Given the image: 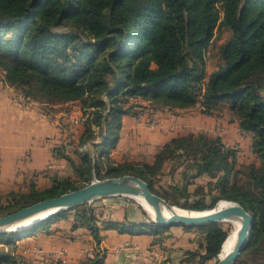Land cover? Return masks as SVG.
Returning <instances> with one entry per match:
<instances>
[{"label": "trees", "instance_id": "1", "mask_svg": "<svg viewBox=\"0 0 264 264\" xmlns=\"http://www.w3.org/2000/svg\"><path fill=\"white\" fill-rule=\"evenodd\" d=\"M222 28L231 37L221 45L218 63L208 75L207 51ZM0 73L28 104L79 101L89 111L79 144L100 149L95 161L88 154L77 165L64 147L54 150L76 172L91 174L94 164L100 179L137 176L153 193L187 210H211L221 200L236 202L255 218L246 250L264 243V0H0ZM136 98L157 108L198 106L209 116L230 104L240 130L252 137L260 165L239 167L234 146L200 133L173 139L153 164L108 161L101 176L103 158L117 146L122 119L133 111L131 99ZM98 132L103 141L94 143ZM169 164L170 174L180 172L182 183L160 194L154 186ZM204 176L210 181L191 190ZM72 182L55 177L44 190L32 185L28 193H0V217L87 185ZM82 206L87 205L30 229L1 232L0 264H34L14 253L17 243L49 230L70 212H75L73 229L87 228L100 244L97 208ZM143 216L148 220L138 215L131 221L127 213L124 222L110 220L105 227L159 236L171 227L155 224L145 211ZM176 225L205 228V253L185 251L187 264L216 259L229 235L220 224ZM103 258L96 255L83 264H104ZM236 264L245 263L240 258Z\"/></svg>", "mask_w": 264, "mask_h": 264}, {"label": "crops", "instance_id": "2", "mask_svg": "<svg viewBox=\"0 0 264 264\" xmlns=\"http://www.w3.org/2000/svg\"><path fill=\"white\" fill-rule=\"evenodd\" d=\"M4 83L0 85V173L4 169L5 176L9 178L8 183L12 181V184L26 186L27 189H22L23 193H28L32 185L40 190L50 188L58 172L56 169L49 170V166L53 162L60 164V167L68 163L54 153L55 149L64 147L65 150L67 144L64 133L40 105L31 108L20 106L13 98L12 87ZM131 103L135 107L123 117L119 141L111 151V158L115 163L153 164L156 156L173 139L204 133L209 137L220 138L227 147L239 144L242 149L238 158L239 167L260 165L253 152L252 137L240 130L230 104L221 106L220 111L209 116L203 114L198 106L188 109L157 108L150 101L141 98L131 99ZM82 130L79 135H82ZM114 198L101 211L96 209L103 236L100 244L87 228L73 229L75 217L68 214L65 219L53 223L49 230L40 231L41 233L37 231L20 240L15 251L34 264L40 261L58 264L50 253L52 245L56 244L68 248L70 262L83 264L87 260L82 252L94 250L96 255L104 257V264H137L131 257V251L126 250L127 247L138 246L143 251L155 247L165 255L166 262L163 264H187L183 260L186 257L185 251L197 249V231L175 225L159 236L106 229V222H124L127 213L131 221L140 216L136 208L129 209L128 204L124 205ZM204 253L205 251L201 252ZM140 259L150 262L148 255L142 254Z\"/></svg>", "mask_w": 264, "mask_h": 264}, {"label": "water", "instance_id": "3", "mask_svg": "<svg viewBox=\"0 0 264 264\" xmlns=\"http://www.w3.org/2000/svg\"><path fill=\"white\" fill-rule=\"evenodd\" d=\"M142 197L152 207L154 215L152 221L160 226H174L182 224L188 227L205 226L226 223L233 219H241L242 226L237 235L234 250L227 256L220 258L217 264H236L246 250L253 234L254 216L240 204L226 201L229 205L219 209L218 204L211 210L183 212L184 209L170 204L166 199L153 193L147 182L134 175H123L106 179H95L86 186L64 193L56 198L43 200L28 207L21 208L11 214L0 217V233L22 231L51 219L55 215L69 209L92 203L99 199L113 197ZM50 213L45 219L39 220L28 228L15 227L35 216ZM192 213H196L192 214ZM150 214V213H149ZM220 255V254H219Z\"/></svg>", "mask_w": 264, "mask_h": 264}, {"label": "rangeland", "instance_id": "4", "mask_svg": "<svg viewBox=\"0 0 264 264\" xmlns=\"http://www.w3.org/2000/svg\"><path fill=\"white\" fill-rule=\"evenodd\" d=\"M223 15H224L223 12H221V17H223ZM230 37H231V34L227 29L222 28L220 30H217L216 36H215L213 42L211 43V45L209 46L208 51H207V58H208V60H207L208 61L207 71L210 72L216 67V64L218 63L219 49L223 43H225L228 39H230ZM3 77H4V74L0 73V85L3 84ZM4 84H6V83H4ZM12 90H13L12 95L17 96V93L19 91L16 90L15 87H12ZM13 98H15V97H13ZM15 99H17V98H15ZM40 101H42V100H40ZM135 101L136 100H134V102ZM36 105H40L41 107H43L45 109V112L48 113L47 115L50 117V119L53 120L55 123H57L61 132L64 133L65 144H67L64 152H66V154H68L70 156V158L75 162V164L80 165L82 163V161H81L82 157H84L85 155L87 156L88 154H90L92 160L95 161L96 156L99 154L100 149L96 150L95 148L90 147V144H87L84 146H81L79 144L80 137H81V134L79 135V133L81 132L82 129H83L82 132L85 131V122L87 119V115L89 113V111L85 112V110L81 109V102H79V101H74V102H69V103L56 102V103H50V104L40 103V102H32L26 106H23V105L22 106L25 108H31V107L36 106ZM84 113H86V114L84 115ZM102 141H103V139L101 138V136L98 132L97 138H96V140H94V143H101ZM111 157H112V152H110L109 157L103 158L105 165L102 166L101 176H103L104 172L107 169L108 161H112ZM53 163H55V162H53ZM113 163H115V162H113ZM55 165L57 166V168H54V169H56L58 172L57 173L58 175L56 176L57 178H59L61 180L71 179L73 181L72 183L78 187H80V186L82 187L85 184H87L86 178H89V180H90L89 182H91L95 179L101 180L95 174L94 164H93V169H92L91 174H87V175L86 174L82 175L81 172H76L75 169H73V167L71 166V164L69 162L66 165L61 166V167L59 166L60 164H55ZM83 165H84L83 170L84 169L87 170L88 169L87 164L86 165L83 164ZM170 167L171 166L169 164L166 167L165 171L162 174L158 175L157 182H156L154 187L160 194H163L164 190H169L170 185L182 183V176H181L180 172L176 173L173 176L170 174ZM49 170H51L50 166H49ZM4 173H5V170L3 169L2 172L0 173V193H1V195H7V194H9V191L22 192V189L24 190L26 188V186H24V185L12 184V181H9L10 183H8L7 179H9V178L7 176H5ZM208 179L209 178H205V177H200V178L196 179L195 184L192 185L190 187V189L194 190L199 185H206L210 181V179L209 180ZM16 186H18V187L15 188ZM12 187H14V189L11 190ZM107 199H108L107 201H104L103 199H99V200H96L92 203H88V204H86L87 206H82L81 210H87V209H90L91 207H96L97 209L99 208V211H101V209L105 208V205H109L111 202H113V199H111V198H107ZM114 199L117 202L122 201L124 205L128 204L127 206H130L129 209L136 208L140 212V216H142L141 217L142 219L148 220V218H144L143 211H145L147 213V215L150 217L149 212L142 205H140L135 198L123 197V196L121 197L120 196V197H115ZM191 201L194 203V200H191ZM221 201H223V200H221ZM221 201H219L217 204H219ZM179 208H181V207H179ZM74 213L75 212H70L69 214L75 215ZM219 224L223 227V229L225 231L228 232V234L230 233V230L232 229L231 225H229L228 223H219ZM46 230H47L46 228L41 229V230H39V233H41L42 231H46ZM195 231H197V233H198L199 243H198V245H196L197 249L193 252H198L201 254V252L205 251V247H206L205 233H203L205 231V228H199ZM7 249H9V248H7ZM14 253H17V251H15V249H14ZM240 258H241V260H243V262L245 264H264V243H262L258 249L245 250L242 253ZM218 260H219V255L216 259L211 260V261L207 262L206 264H217ZM55 261L59 264V262L57 260H55ZM39 264H47V263L44 261H40ZM53 264H56V263L54 262Z\"/></svg>", "mask_w": 264, "mask_h": 264}, {"label": "built area", "instance_id": "5", "mask_svg": "<svg viewBox=\"0 0 264 264\" xmlns=\"http://www.w3.org/2000/svg\"><path fill=\"white\" fill-rule=\"evenodd\" d=\"M14 97L17 98V100L20 102L21 105L23 106L28 105L27 102L29 99L26 98L24 95L22 96L17 93V96L14 95ZM233 149L236 152V156L239 158L241 156V150H242L241 146L237 144L233 147ZM54 168H57L55 164L50 165V169H54ZM126 250L131 251V257L134 261H136L137 264H163L164 261L166 260L165 255L155 248H151V249H147L146 251H143L137 246L132 248L127 247ZM50 253L54 255L53 257L59 262V264H80V263L70 262L69 250L66 247H61L56 244L52 245ZM82 254L84 259L86 260L93 259L96 256V252L94 250L83 251ZM142 254L148 255L150 257L149 263L141 261L140 256Z\"/></svg>", "mask_w": 264, "mask_h": 264}, {"label": "bare ground", "instance_id": "6", "mask_svg": "<svg viewBox=\"0 0 264 264\" xmlns=\"http://www.w3.org/2000/svg\"><path fill=\"white\" fill-rule=\"evenodd\" d=\"M135 199L138 201V203L140 205H142L150 213L151 216L154 215V211H153L152 207L145 201L144 198L137 197ZM227 205H229V203H227L226 201H221L218 204V208L221 209ZM181 209H183V208H181ZM184 210H186V211H183V212H186L188 214H190L191 211H194V210H187V209H184ZM50 213H52V212H48V213H44V214L35 216V217L17 225L15 227V229L27 228V227L31 226L32 224H34L35 222L42 220V219H45L48 215H50ZM192 214L196 215V213H192ZM226 223L231 225L232 229L230 228L231 229L230 233H229L228 237L226 238V240L222 246V250H221V253L219 255L220 258L227 256L229 253H231L234 250L236 243H237V235H238V232L242 226V220L237 218V219H233L231 221H227Z\"/></svg>", "mask_w": 264, "mask_h": 264}]
</instances>
